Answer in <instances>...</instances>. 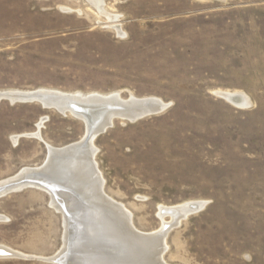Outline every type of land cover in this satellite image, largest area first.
<instances>
[{
	"label": "rangeland",
	"instance_id": "1",
	"mask_svg": "<svg viewBox=\"0 0 264 264\" xmlns=\"http://www.w3.org/2000/svg\"><path fill=\"white\" fill-rule=\"evenodd\" d=\"M41 88L169 105L137 122L115 118L93 142L104 191L142 233L172 221L161 207L207 203L168 230L166 264H264V0H0V91ZM43 119L41 138L31 136ZM85 135L70 114L0 102V183ZM16 189L0 196V245L21 255L0 264H55L61 200Z\"/></svg>",
	"mask_w": 264,
	"mask_h": 264
},
{
	"label": "bare ground",
	"instance_id": "2",
	"mask_svg": "<svg viewBox=\"0 0 264 264\" xmlns=\"http://www.w3.org/2000/svg\"><path fill=\"white\" fill-rule=\"evenodd\" d=\"M93 3H95L97 6H101L103 4V0H93ZM113 28L118 32L120 36L123 35L119 24H114ZM36 91L46 93L53 98L56 97L58 99H62L61 97H63L66 98V100L68 99L69 102L72 100L74 104H83L86 106H90L91 108L93 107L95 109H98L100 113L97 118L96 125H100L99 129H106L107 125L114 121V118H122L124 120L134 119L141 112L150 110L149 108L161 109L167 107V105L164 104L163 101L157 98L151 97L139 99L131 96L129 100H125L122 99L120 93L117 92L110 94H85L81 92L66 93L53 89L41 88L32 91L4 90L0 91V96H5L9 93L18 95L24 93L34 94L36 93ZM220 94L226 97L233 104L238 106L247 107L251 103L250 98L242 92H221ZM113 108L116 109L114 110ZM120 109H125L126 111ZM43 121L44 119L38 124V132L36 131L35 134H31L32 136L38 138L40 137L39 131L43 125ZM85 136H83V138ZM20 137L22 136H14L12 138L13 142L17 143ZM93 142V140L89 142L88 147L86 148V150H84L85 152L82 153L80 157L68 158L67 164L58 167L60 171L59 175H61V177L57 175L53 177L59 182L60 189L62 187V190L58 189V193L60 199L64 201L66 206L75 208L77 199L80 197L87 203L91 204L93 207L91 210H88L89 212H91L90 215H87L86 213L83 216L84 221L79 222L78 230H76L74 226L71 227L70 225H68L67 217H65V234L67 235L68 230H70V232H72V237L74 236L75 232L78 237L76 239L75 237H73L72 239H75V241L73 240L72 242H69V237H64L63 251L61 250L62 253L60 251L59 255L49 260H51L52 263L54 262L55 264H153V260H155V250L154 245L151 244L152 242L144 238H138L136 237V235L130 233V227L132 224L131 212L128 211L123 204L115 201L113 198L108 196L104 191L105 181L95 161L97 148L94 146ZM68 146H64L61 148L48 146V148L50 150L53 149L58 151L63 150ZM46 164L48 166L47 162ZM36 169L38 168L30 167L22 169L17 177L4 182L1 181L2 183H0V188L5 186L6 184L19 181L23 178H32L30 177V174L33 170ZM16 188L20 189V186ZM16 188L14 187V189ZM5 194L6 192H0V196ZM105 199H107L109 203L108 206L104 202L106 201ZM52 205L58 211L62 212L60 205H58V203L56 204V201H53ZM115 206L120 207V209L124 210L123 214H120L117 211H112ZM175 208L176 210H178L179 215H171L170 217H172V221H168L170 223H165V221L162 227L165 228L167 225H179L183 218L185 219L189 216L190 204H183ZM164 209L167 208L161 207L159 213V216L162 220L166 216L163 213ZM74 214L77 215L78 212L76 213L75 211ZM0 219H3V217L0 216ZM125 222H127V228H129V230L125 229ZM168 232L169 231H166L162 228L159 232L156 231V233H152L159 234L158 240L163 241V249L159 256L160 261L163 260V254L166 251L165 242ZM107 244L113 246V249L111 247L108 248L114 251L112 252V255L110 250H108L106 247ZM0 252L3 254L10 252L12 256L21 255L9 249V247L7 248L3 245H0ZM117 254L120 255L116 257L115 255ZM12 256H1L0 258Z\"/></svg>",
	"mask_w": 264,
	"mask_h": 264
},
{
	"label": "water",
	"instance_id": "3",
	"mask_svg": "<svg viewBox=\"0 0 264 264\" xmlns=\"http://www.w3.org/2000/svg\"><path fill=\"white\" fill-rule=\"evenodd\" d=\"M62 99H58V98H53L52 96L43 93V92H39L36 91V93L34 94H8L5 96H0V102L7 100L9 101L11 104H16V103H39L41 104V106L45 109H50V110H57L60 114L66 116L68 114L82 120L85 124H86V136L83 138V140H81L80 142L76 143V144H72L66 148H64L63 150H53V149H49L48 150V158H47V164L45 163L42 167L33 170L30 174V177L32 178H23L20 179L19 181H15L9 184H6L5 186H3L2 188H0V192H6V194L14 191V187H18L20 186L21 188L27 187V186H38V187H42L47 189L58 201L61 200L59 197V193H58V189H60L59 185H56L55 183H53V180L49 179L50 177H55L56 175L61 177V175H59L60 171L58 169L59 166H64L65 164L68 163L67 159L68 158H78L80 157V155L82 153H84L86 150V148L88 147V144L90 141H94L103 133H105L110 127H112L113 122L108 124L106 129H99L100 125H96L97 123V118L99 116V111L98 109L95 108H91L90 106H86L83 104H74V102L71 100L69 102V100L66 98L61 97ZM76 99V98H75ZM169 107V105L167 107L164 108H149L150 110H145L143 112H141L138 116H136L134 119H127L130 122H137L141 119H144L148 116H152V115H157L162 113L163 111H165L167 108ZM114 110L116 108H113ZM119 110V109H117ZM123 111H126L125 109H120ZM115 119V118H114ZM32 136V135H31ZM58 165V166H57ZM57 166V167H56ZM58 169V170H57ZM43 179V180H41ZM18 190V189H16ZM62 190V187L61 189ZM54 198V199H55ZM107 201V199H105ZM106 205L108 206L109 203L108 201L106 202ZM60 204V207L62 209L63 214H65V217H67V223L68 225H70L71 227H75L76 230H78L79 228V222L80 221H84L83 220V216L87 213V215L91 212H89L88 210H91L92 208L88 209V206L86 203L83 202L82 198H78L77 199V203L75 204V208L73 207H68L66 206V204L64 203V201H59L58 202ZM207 205L206 202H195L190 204V213L189 216L196 214L200 211H202L205 206ZM93 207V206H92ZM116 209V210H114ZM114 209L112 211H117L120 214H123L122 209H120V207H114ZM76 211V213L78 212V214H74V212ZM122 211V212H121ZM160 211V210H159ZM163 213L166 216H171V215H179L178 210H176V208H167L163 210ZM188 216V217H189ZM188 217H186L185 219H187ZM183 218V220H185ZM125 229L129 230V228H127L128 224L127 222H125ZM179 225H175L173 227H171L170 225H167L165 228L163 227V229H165L166 231L171 229H174L176 227H178ZM130 233L133 235H136V237L138 238H144L147 239L149 241H151L154 245V250H155V260H153V264H166V262H164L163 260H159V256L162 252L163 249V241L158 240L159 238V234H152V233H142L138 230H136V228H134L133 224H131L130 227ZM79 234V233H78ZM72 232H70V230H68L67 235L65 236V238L69 237V242L71 241H75V239L78 237L76 235V232L74 234L73 237H75V239H72L73 237L71 236ZM105 245V244H103ZM107 249L108 248H112L113 246L107 244L106 245ZM110 250V249H108ZM63 251V250H62ZM111 255L113 254L112 252H114L113 250H110ZM62 253V252H61ZM107 253V251H106ZM124 253V252H123ZM120 255L117 254L115 255L116 257ZM1 256H12L10 254V252H7L5 254L0 252V257Z\"/></svg>",
	"mask_w": 264,
	"mask_h": 264
}]
</instances>
